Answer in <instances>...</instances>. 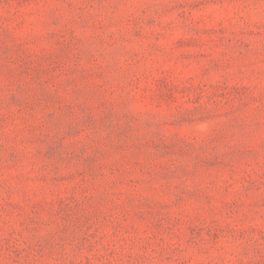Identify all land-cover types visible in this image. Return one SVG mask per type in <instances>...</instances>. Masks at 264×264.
I'll use <instances>...</instances> for the list:
<instances>
[{
    "label": "rangeland",
    "instance_id": "1",
    "mask_svg": "<svg viewBox=\"0 0 264 264\" xmlns=\"http://www.w3.org/2000/svg\"><path fill=\"white\" fill-rule=\"evenodd\" d=\"M0 264H264V0H0Z\"/></svg>",
    "mask_w": 264,
    "mask_h": 264
}]
</instances>
